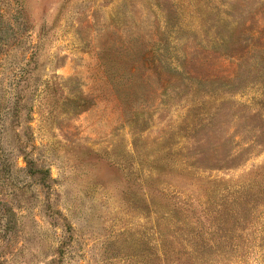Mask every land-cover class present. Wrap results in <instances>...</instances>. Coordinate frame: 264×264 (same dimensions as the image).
I'll list each match as a JSON object with an SVG mask.
<instances>
[{
    "label": "rangeland",
    "instance_id": "374dc122",
    "mask_svg": "<svg viewBox=\"0 0 264 264\" xmlns=\"http://www.w3.org/2000/svg\"><path fill=\"white\" fill-rule=\"evenodd\" d=\"M0 264H264V0H0Z\"/></svg>",
    "mask_w": 264,
    "mask_h": 264
}]
</instances>
